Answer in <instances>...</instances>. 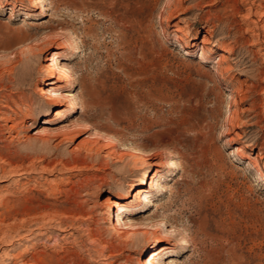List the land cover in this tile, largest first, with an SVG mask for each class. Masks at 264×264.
Masks as SVG:
<instances>
[{"label": "rangeland", "instance_id": "obj_1", "mask_svg": "<svg viewBox=\"0 0 264 264\" xmlns=\"http://www.w3.org/2000/svg\"><path fill=\"white\" fill-rule=\"evenodd\" d=\"M0 104V264H264V0H0Z\"/></svg>", "mask_w": 264, "mask_h": 264}, {"label": "bare ground", "instance_id": "obj_2", "mask_svg": "<svg viewBox=\"0 0 264 264\" xmlns=\"http://www.w3.org/2000/svg\"><path fill=\"white\" fill-rule=\"evenodd\" d=\"M37 3V2H36ZM77 45V44H76ZM74 47V46H73ZM78 48V47H77ZM56 55V54H55ZM47 68H48V71H49V78L51 79V78H54V77H58L60 74H62V76H63V81H68V79H69V73L68 72H66L67 71V69H66V67L65 66H62L61 68H60V66L58 65V63H57V61H56V59L54 58L53 60H52V63H50L48 66H47ZM55 90V88H53L52 89V91H54ZM53 93V92H52ZM62 94V93H61ZM64 95H69V97L71 96V94L70 93H66V94H64ZM54 100L55 101V106H56V101H58L56 98H54V96L51 98V100ZM10 101V100H9ZM8 101V102H9ZM7 102V103H8ZM6 103V102H5ZM9 104V103H8ZM1 105V104H0ZM3 105H4V103H3ZM10 105V104H9ZM7 108H8V105H7ZM7 113V112H6ZM16 113V112H15ZM0 114H3V117H1L0 118V121H4L5 122V126L7 127L8 126V120L9 121H11L12 123L14 122V118L10 115V117L9 116H6L5 115V113H4V111H0ZM8 115V114H7ZM3 124V123H2ZM0 126L2 127L3 125H1V123H0ZM28 126H30V124L28 125ZM16 126L14 125V124H12V125H10V126H8V128H10L11 129V131L13 130V129H17V128H15ZM3 128V127H2ZM5 128V127H4ZM7 128V129H8ZM3 130V129H2ZM8 131H9V129H8ZM9 133V132H8ZM113 134V133H112ZM116 138V137H115ZM116 142V141H115ZM57 147H58V145H57ZM177 162H175V160H172L171 162H168V163H164V164H162L161 165V167H168V168H173V167H175V166H177V164H176ZM148 177H149V173H148V170L146 169L144 172H143V174H142V176H141V178H140V182L141 183H144L147 179H148ZM136 186H133V188H135ZM159 189V184H155V186H154V188H153V190H158ZM145 192H146V189H138L137 190V192H136V195L137 196H139V197H142V195L143 194H145ZM144 201H146V202H148L149 201V198L147 197V196H145V199H144ZM105 204H107L109 207H111L113 210H117V213H120L121 212V202L118 200V199H110V200H108ZM107 206V207H108ZM145 219L146 220H149L150 219V217L149 216H145ZM183 240V243H185V242H187L186 241V239H182ZM164 248L162 249V250H167L168 249V247H165V246H163ZM149 249H151V248H149ZM156 262H155V257H153V258H151V259H147V260H145L144 261V264H155ZM38 264V263H37Z\"/></svg>", "mask_w": 264, "mask_h": 264}]
</instances>
